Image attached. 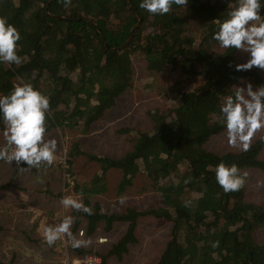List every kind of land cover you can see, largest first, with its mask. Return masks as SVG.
I'll return each instance as SVG.
<instances>
[{"label":"trees","instance_id":"trees-1","mask_svg":"<svg viewBox=\"0 0 264 264\" xmlns=\"http://www.w3.org/2000/svg\"><path fill=\"white\" fill-rule=\"evenodd\" d=\"M140 2L0 0V18L20 34L16 51L22 59L19 65L0 63V95L8 94L18 80L32 84L49 99L46 134L62 129L81 136L90 134L134 87V61H144L151 77L175 73L169 110L148 112L151 130L138 132L123 157L97 156L84 151L79 141L57 136L55 165L39 167H60L66 182L67 174L73 178L75 158L86 156L102 164L91 183L75 188L92 214L73 209L72 231L85 224L86 234L92 235L98 226L110 231L116 222L129 223L107 255L98 253L103 264L111 256L120 260L138 241L135 229L143 216L172 224L156 264H264V204L247 199V172H264V139L252 141L247 151L216 152L208 147L213 136L225 131L219 111L224 95L242 87L243 81L255 89L264 84L256 67L235 70L240 50L223 49L212 39L214 20L224 18L230 0H188L185 6L173 4L164 15L149 14ZM137 13L141 22L133 31ZM261 13L264 18V6ZM3 127L0 121L1 131ZM221 161L236 164L246 174L238 191L226 193L217 184L215 167ZM110 170L122 175L119 194L132 178L147 174L162 205L142 212L129 209L125 216L105 212L91 197L108 190ZM20 171L16 167L13 177ZM45 192L62 195L61 190L56 195ZM73 250L92 253L86 247Z\"/></svg>","mask_w":264,"mask_h":264},{"label":"rangeland","instance_id":"rangeland-1","mask_svg":"<svg viewBox=\"0 0 264 264\" xmlns=\"http://www.w3.org/2000/svg\"><path fill=\"white\" fill-rule=\"evenodd\" d=\"M247 58V53L240 50L238 62L244 63ZM140 60L134 61V87L118 99L115 107L107 112L106 117L101 120V124L98 122L90 134L75 136L77 132L58 129L46 134L45 139L54 138L56 140L57 136L60 138L68 137L71 143L74 140L79 141L81 148L91 154L114 159L123 157L131 149L134 137L138 132L145 133L151 130L148 112L160 110L164 113L169 110V89L174 80L177 79V75L171 71L155 77L149 76L145 62ZM259 72L264 78V70L259 69ZM196 81V84H198V79ZM22 83H24L22 80H18V84ZM247 83L251 82L243 81L242 87ZM196 84L194 83L195 86ZM251 85L253 90H255L252 83ZM41 88L44 91L48 90L45 85H41ZM0 133H2L1 130ZM96 133H100L99 137H97ZM262 136H264V128L254 133L250 143ZM4 145L3 135L0 134V148H4ZM208 147L216 152L241 150L238 144L228 143L225 131L213 136L208 142ZM56 151L52 165H55ZM101 167L102 164L91 161L86 156L75 158L73 181H66L69 184L66 187L61 179L63 174L60 167L58 169L57 167H50L45 171H42L41 167L30 170L24 169L13 177L16 168L15 162L10 165L0 160V260L4 264H75L73 260L83 264V260H85L87 255H81V258H79L76 253L73 255V252H71L73 249L71 239L75 238L77 232H72L71 237L61 234L60 238L49 246L44 240V229L46 226L60 223L65 216H68L71 207L64 208L60 204L59 201L62 197L72 196L74 199L83 202L81 195L75 192L76 186H84L91 183L94 176L101 173ZM247 174L249 176L247 199L254 203L264 204V172L249 170ZM46 175L56 178L53 180V185L56 188L61 190V187L65 186L61 197L48 196L47 193L43 192L45 187L42 185L43 176ZM106 176L109 186H107L108 190L105 194L91 197L93 203L102 204L101 207L105 212L125 216L128 214V210L135 209L132 207L137 204V209L145 211L152 206L159 207L158 205H162L155 190L149 185L150 180L147 174H138L132 178L129 181L130 187L118 195L117 187L122 179L121 173L108 171ZM17 179L22 181V183H13ZM19 187H22L24 192L19 193ZM138 190L143 192L138 193ZM18 198L21 202H25V208H28L27 210L31 213L28 216L30 218L28 219L29 227L26 224V218L23 213L18 211L6 213L3 207L5 201L13 204ZM10 208L13 210V207ZM17 210H19V204ZM46 211H52L55 214L52 218L56 217L57 220L53 221L51 217H48ZM10 214L14 216H12L14 219L8 217L11 216ZM71 217L73 218V216ZM126 224L128 223L116 222L114 227L118 229V232H113L112 235L117 234V236H120L126 233L124 232L127 228ZM25 226L28 229L33 227V229L27 232V229L22 228L24 232L18 231L17 227ZM171 229L172 224L168 220H158L153 216L140 217L135 229L138 241L129 245L124 260L117 264H156L170 240ZM87 239L88 243L82 247H90L92 249L94 244H98L100 238L92 235L90 237L87 236ZM114 240L115 238L111 242H114Z\"/></svg>","mask_w":264,"mask_h":264},{"label":"clouds","instance_id":"clouds-1","mask_svg":"<svg viewBox=\"0 0 264 264\" xmlns=\"http://www.w3.org/2000/svg\"><path fill=\"white\" fill-rule=\"evenodd\" d=\"M64 2L67 5L69 0ZM187 3L188 0H141L139 7L152 15H164L173 4L185 6ZM262 6L264 0H230L224 18L214 20L216 30L212 39L223 49L241 50L248 55L246 62L235 65L236 71H246L253 67L264 70ZM19 40L17 29L6 19L0 18V63L19 65L22 62L16 51ZM48 109V97L30 83L14 84L8 94L0 95V121L4 125L0 134L6 144V147L0 148V160L10 165L15 162L21 170L38 169L41 164L53 163L56 140L45 139ZM219 111L228 143L238 144L241 150L247 151L254 133L264 128V84L255 90L251 83L243 87L235 86L231 94L224 95ZM245 175L240 173L236 164L226 165L221 161L215 167V180L226 193L238 191L244 185ZM59 202L64 208L71 207L92 214L89 207L72 196H64ZM72 223L73 218L65 216L60 223L46 226L45 242L51 246L61 234L71 237ZM107 241L106 238L105 242H98ZM82 243L74 237L71 239L73 248L84 246ZM92 255L95 256L89 254L86 257Z\"/></svg>","mask_w":264,"mask_h":264},{"label":"crops","instance_id":"crops-1","mask_svg":"<svg viewBox=\"0 0 264 264\" xmlns=\"http://www.w3.org/2000/svg\"><path fill=\"white\" fill-rule=\"evenodd\" d=\"M99 124H101V121H100V123ZM96 135H97V137H99V135H100V133H96ZM5 147H6V144L4 145ZM110 171H112V170H110ZM113 172V171H112ZM43 178H44V180H43V182H42V185L43 186H45L44 188H43V192L44 193H46L45 192V190L46 189H49V190H51L52 191V193L54 194V195H56V194H58V192H59V190H60V188L58 189V188H56L54 185H53V180L54 179H56V178H54V177H52L51 175H46V176H43ZM59 179V178H58ZM62 179V181L66 184V183H68V182H65L63 179H64V174H63V178H61ZM108 180H109V178H108ZM66 181H67V179H66ZM13 183H15V184H21L22 183V181H19L18 179H17V181L16 182H13ZM14 184V185H15ZM63 187H65V186H62L61 188V191L63 190L64 191V189H63ZM109 187V186H108ZM19 190H20V192L19 193H22V192H24L23 191V189H22V187H19ZM113 191H114V188H113ZM143 191L142 190H138V193H142ZM117 193V192H116ZM119 193H117V195H118ZM48 196H51V195H49L48 194ZM25 202H21V200L18 198V200H16V201H14L13 202V204L12 203H8V201H5L4 202V204H3V207H4V209H5V211H6V213H11V212H20V213H23V215H24V217L26 218V224H27V226L29 227V224H28V219H30L28 216H30L31 215V213L27 210L28 208H25V204H24ZM18 204H19V210H17V208H18ZM132 205H134V204H132ZM137 206H138V204L137 205H135V207H132V208H135L134 210L135 211H137V212H139V211H145V210H142V209H137ZM158 206H160V205H158ZM10 207H13V210H11V208ZM17 207V208H16ZM38 208V210H40L39 209V207H37ZM147 208V207H146ZM37 210V209H36ZM147 210V209H146ZM72 211H73V209L71 208L70 210H69V214H68V216H72ZM11 216H8V217H12L13 215L12 214H10ZM46 215L48 216V217H51V219L53 220V221H56L57 220V218L55 217V218H52V216H55V214L54 213H52V211H46ZM115 215V214H114ZM14 217V216H13ZM12 217V218H13ZM4 218H5V216H4ZM14 219V218H13ZM59 221V220H58ZM30 223H31V220H30ZM118 223V222H117ZM127 223V222H126ZM73 224V223H72ZM116 225V223H114L113 224V226H112V229L110 230V231H107V229H104L102 226H98L93 232V234L92 235H94V237H97V238H107L108 239V241L106 242V243H99L98 242V244H94L93 245V247H92V253H90V254H94L95 256H97V257H99L100 259H101V264H103V261H102V258L99 256V254H103V256H105V255H107L108 253H109V251L112 249V245L114 244V242H116V241H118L120 238H122V236L124 235V234H122V235H120V236H117V234H115V235H112V233L113 232H118V229H115V226ZM127 225V228L124 230V232H126L127 231V229L129 228V223L128 224H126ZM72 226L73 225H71V227H70V232L72 233V232H78V230H84L85 231V234H86V225L85 224H82L81 225V227H79L76 231H72L73 230V228H72ZM114 227V228H113ZM22 228H24V229H27V232L28 231H30V230H32L33 229V227H31V229H28L26 226L25 227H17V229H18V231L19 232H24L23 230L24 229H22ZM87 236H92V235H88V234H86ZM113 238H115V240H114V242H111L112 240H113ZM110 242V243H109ZM79 248H83L82 246H79ZM90 248V247H89ZM98 248H99V250H98ZM103 248V249H102ZM91 249V248H90ZM71 252H73L72 254L74 255V253H76L75 252V250H71ZM99 253V254H98ZM77 254V256L79 257V258H81V255H79L78 254V252L76 253ZM84 255H89V254H84ZM125 256H126V254H124L123 256H122V258L120 259V260H118L116 257H114V256H111V257H109L108 258V261H107V264H113V263H120V262H122L123 260H124V258H125ZM73 258V257H72ZM73 263H75V264H82V263H80L79 261H75V260H73ZM84 264V263H83Z\"/></svg>","mask_w":264,"mask_h":264},{"label":"built area","instance_id":"built-area-1","mask_svg":"<svg viewBox=\"0 0 264 264\" xmlns=\"http://www.w3.org/2000/svg\"><path fill=\"white\" fill-rule=\"evenodd\" d=\"M63 163H64V169H67L68 166L66 164L65 157H64V162ZM66 178H67V181L72 182V180L70 179V175L69 174H67ZM75 239L81 240L83 242L81 245H85L86 243H88V239H87V236H86L84 230H80L79 232H77L76 236H75ZM98 241L99 242H105L106 238H102V239L100 238ZM83 261H84L85 264H99L100 260L97 257L92 255V256L86 257L85 260H83Z\"/></svg>","mask_w":264,"mask_h":264},{"label":"water","instance_id":"water-1","mask_svg":"<svg viewBox=\"0 0 264 264\" xmlns=\"http://www.w3.org/2000/svg\"><path fill=\"white\" fill-rule=\"evenodd\" d=\"M130 2V1H129ZM132 8H133V6H132ZM135 12H137V11H135ZM137 16H138V19H139V23L135 26V28H134V30L133 31H135L137 28H138V26H139V24H140V22H141V18H140V16H139V14L137 13ZM58 18H64V17H58ZM131 39L132 38H130L129 40H128V42H127V44L131 41Z\"/></svg>","mask_w":264,"mask_h":264}]
</instances>
